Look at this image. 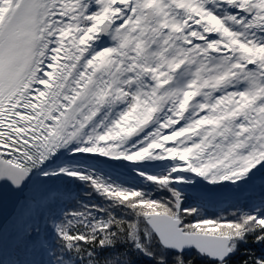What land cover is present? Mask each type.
I'll return each mask as SVG.
<instances>
[{
  "label": "snow or ice",
  "instance_id": "obj_1",
  "mask_svg": "<svg viewBox=\"0 0 264 264\" xmlns=\"http://www.w3.org/2000/svg\"><path fill=\"white\" fill-rule=\"evenodd\" d=\"M258 173L264 0H0V190L40 257L0 264H264V184L207 212ZM65 179L85 192L57 211Z\"/></svg>",
  "mask_w": 264,
  "mask_h": 264
},
{
  "label": "trees",
  "instance_id": "obj_2",
  "mask_svg": "<svg viewBox=\"0 0 264 264\" xmlns=\"http://www.w3.org/2000/svg\"><path fill=\"white\" fill-rule=\"evenodd\" d=\"M114 178L118 177L120 181L126 182L127 185H137V184H147L148 182L146 181H142L141 178L137 177L135 174L130 175V176H126V175H122V174H112ZM54 185L56 188H59L61 190V197H60V201L66 203L71 209L76 207V200L79 199L80 197L84 196V192L85 189L84 187L80 186L78 183H72L69 182L67 179L65 180H56L54 181ZM186 192H192L193 195H195V192H193L190 189H185ZM260 190L258 188H255L253 190L250 191V194H256L259 193ZM237 195V194H236ZM227 198L225 201H230L227 205L225 206H221V207H217L218 204H220L222 202L221 198H215V197H211L210 201L207 203V212L209 215H221V214H225L221 212V209L224 208H228L229 211H231L232 209L229 208L230 205H238V206H243L246 205L248 203H253L256 200L254 199V197L252 196H247L245 195L243 202L240 201H233L236 198ZM92 202L94 203H102V201H100L99 197L93 196L92 197ZM44 222L41 221L40 222V228H41V238L45 237L47 235L45 226H44ZM14 249L16 250V245L14 240L12 239L11 241ZM245 248H248L250 251H254L257 254H259L260 251V247L259 246H255V245H241V251L240 253L237 254L236 259L237 260H242L247 258L244 255L245 252ZM25 260H31L33 258H35L36 255H34L33 251L31 249H29V251L27 253H20ZM191 258L195 264H200V262L198 261V259L195 256V253H192L191 256L189 257Z\"/></svg>",
  "mask_w": 264,
  "mask_h": 264
},
{
  "label": "bare ground",
  "instance_id": "obj_3",
  "mask_svg": "<svg viewBox=\"0 0 264 264\" xmlns=\"http://www.w3.org/2000/svg\"><path fill=\"white\" fill-rule=\"evenodd\" d=\"M0 193L4 194V201H0V240H2L3 246V243L5 242L4 237L6 236L5 231H10L12 227L8 221L14 220L16 225L17 221L20 220L17 216V211H19V206L23 202V199L22 194L15 193L11 190H0ZM2 246H0V254Z\"/></svg>",
  "mask_w": 264,
  "mask_h": 264
},
{
  "label": "water",
  "instance_id": "obj_4",
  "mask_svg": "<svg viewBox=\"0 0 264 264\" xmlns=\"http://www.w3.org/2000/svg\"><path fill=\"white\" fill-rule=\"evenodd\" d=\"M106 158H101V160L102 161H104ZM103 163V162H102ZM104 164H106V165H110V164H108V163H104ZM110 166H112V167H114V168H117V169H120L121 167H119V166H113V165H110ZM262 176H264V173H258L257 174V178L256 179H260ZM203 188H204V186H203ZM200 189H201V187H200ZM229 188H223V189H220V192H225V191H227Z\"/></svg>",
  "mask_w": 264,
  "mask_h": 264
},
{
  "label": "rangeland",
  "instance_id": "obj_5",
  "mask_svg": "<svg viewBox=\"0 0 264 264\" xmlns=\"http://www.w3.org/2000/svg\"><path fill=\"white\" fill-rule=\"evenodd\" d=\"M17 212H18V211H17ZM13 222H14V221H13ZM11 230H12V228H11ZM3 247H4V245H3ZM3 247H2V248H3ZM4 252L6 253V251H4Z\"/></svg>",
  "mask_w": 264,
  "mask_h": 264
}]
</instances>
